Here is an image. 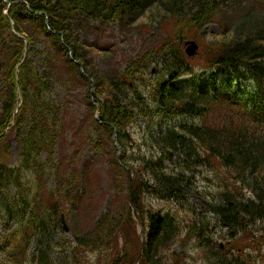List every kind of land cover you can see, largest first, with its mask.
Returning <instances> with one entry per match:
<instances>
[{
	"label": "trees",
	"instance_id": "trees-1",
	"mask_svg": "<svg viewBox=\"0 0 264 264\" xmlns=\"http://www.w3.org/2000/svg\"><path fill=\"white\" fill-rule=\"evenodd\" d=\"M242 1L0 0V227L5 226L9 234L8 240L0 242V252H8L11 264H57L50 253V232L52 238L53 229L65 232L56 216L59 199L45 189L40 178L26 182L22 176L23 168L33 169L37 156L45 154L49 159L57 146L59 157L62 153L61 136L66 134L67 124L56 118L59 109L43 99L51 86L47 78L51 74H58L66 84H81L91 111L87 127L103 134L91 140L92 149H101L106 140L112 142L116 129L122 153L126 152L118 158L115 145L110 166L117 191L112 206L88 231L75 232L72 227L77 245L63 238L72 252L68 262L60 264H91L87 256L96 252V264H136L141 219L146 242L138 264H169L177 258L170 249L182 235L184 240L203 245L201 258L207 264H241L226 249H237L245 256L250 255L247 249H261L264 233L255 236L253 228L264 221V134L248 137L239 126L216 129L197 120L207 117L216 105L245 108L246 115H264V31L258 25L242 24L231 36L228 33L223 40L206 44L207 71L253 83L245 92V102L239 94L221 96L216 87L186 88L180 82L194 70L181 43L187 38L199 39L219 12ZM141 18L144 21L138 23ZM166 19L173 23V35L129 58L123 69L108 73L100 71L90 52L104 48H96L82 35L114 26L152 35ZM35 41L47 48L48 75L30 57L28 45ZM156 63L162 64L159 72L163 77L151 79L147 74L158 71L153 67ZM83 121L81 117L70 132L84 128ZM134 127L146 129L139 146L145 145L147 152L136 158L127 156L128 149L136 145L131 134ZM9 129L15 136L21 133L20 168L7 165L10 144L3 142ZM218 164L228 175L235 174V183L222 189L219 202L209 206L210 213L228 230L230 244L225 248L210 234L206 217L197 215L184 225L174 213L153 210L146 202L147 196H153L183 204L200 169H215ZM131 173L133 202L141 216L129 203ZM74 180V189L61 182L55 194L60 192L63 200L66 193L72 212L78 213L92 197L88 193L92 174L87 168L77 170ZM38 233L36 254L29 260ZM245 236L251 240L240 242ZM183 262L187 263V256Z\"/></svg>",
	"mask_w": 264,
	"mask_h": 264
},
{
	"label": "rangeland",
	"instance_id": "rangeland-1",
	"mask_svg": "<svg viewBox=\"0 0 264 264\" xmlns=\"http://www.w3.org/2000/svg\"><path fill=\"white\" fill-rule=\"evenodd\" d=\"M143 21L141 18L138 23H142ZM242 24L255 25V27L258 25V30L264 31V0H244L241 4L223 9L215 17L213 22L203 30V35L199 39L187 38L181 43V48L184 53L186 48L185 42L187 40H194L199 45L196 54L191 57L194 70L191 74H187L180 79L182 86L186 88L209 87L211 89L216 87L221 96H226V94H239L241 96V102H245L248 98L245 92L251 90L253 87V83L250 80H239L231 74L215 76L204 68L206 44L214 40H223L228 33L227 36H231L232 31H235V28ZM173 28L171 20L166 19L159 23L157 30L152 35L145 34L137 29H122L120 26L108 27L95 34L83 33L82 35L84 38L90 40L94 46L96 45V48H104L100 51L91 49L90 52L95 54V57H93L94 64H97L102 73H108L114 68L123 69L127 65L129 58L135 57L142 50L155 47L164 39L169 38L170 35H173ZM144 31L148 32L146 30ZM28 46L31 59H33L43 74L48 75L49 65L45 62L47 48L40 45L39 41H35ZM153 67L158 69V71L156 70L151 74H147V76L151 79L162 78L163 73L159 72L162 64L156 63ZM82 71L84 72V69ZM47 78L51 86L43 94V99L54 104L59 109L56 118L67 124L66 134L61 136L64 143L62 153L59 157V147L57 146L51 158L48 159L45 154L37 156L35 159L37 165L36 170H33L36 165L32 170L23 168L22 176L26 182H32L36 178H40L45 189L53 193V197L58 198L59 202H61L59 206L60 210L56 216L61 220L62 214L65 215L70 232L63 233L59 229H53V238L51 232L49 236V239L53 240L50 253L54 261L60 264L62 260L67 263L72 252L71 246H68L63 241V238H68L72 246H76L77 243L73 230L75 232L88 231L108 211L110 206H112L111 202L117 189L113 185L115 176L112 177L110 165L117 149L114 141L109 142L107 140L101 149H92L93 141L91 142V140H94L95 137H103V134H99L98 132L95 134L92 128L89 129L87 127L90 120L89 112L91 111L88 110V103L83 97L81 84H66L58 74L48 75ZM231 106L232 108L229 109V107H224L223 105H216L207 117L198 118L199 120L197 122L216 129L239 126L249 134L248 137L263 136L264 115L261 116L260 113L246 115L244 114L247 112L245 108L241 109L238 106ZM242 107L244 106L242 105ZM81 117H83L86 123L85 127L79 131L70 132V127L77 124ZM184 119L187 120V118ZM28 123L29 118L26 124ZM7 134L8 138L3 142L10 144L7 165L13 168H20L22 159L21 133L15 136L14 130L9 129ZM131 134L136 140V145L128 149L127 156L136 158L147 152L145 145L139 146V143H142L144 140L146 129L134 127L131 130ZM156 149L159 150V147ZM125 153H122L121 150L119 155L121 156V154L124 155ZM86 168L92 174L91 192H88L92 193V197L83 205L78 213H73L70 204L71 199L66 198L65 193L64 199L62 200L61 193L57 192L55 194V191L60 187L61 182L74 189L73 182H76L74 180V174L77 173V170L85 171ZM223 168L220 164L215 169L210 167L201 168L198 175L193 178V187L188 190V198L183 204L153 196H147L146 202L153 210L174 213L184 225L190 223L189 219L193 221L197 215L206 217L209 222L210 234H213L214 240L222 244L223 248H225L230 244L226 239L228 237V230L223 229L222 225H220L219 221L209 210V206L219 202V193L221 190L228 184L231 186L235 183V174L232 175L230 172L228 175L226 170L224 172ZM262 182V186H264V181L262 180ZM65 188V186L62 187L64 192ZM124 192L126 194V191ZM254 226L253 232L255 236H261L264 233V221L257 222ZM39 235V233L38 235H34L33 245L28 256L29 260L36 254ZM8 236L9 234L5 226L2 225L0 227V242L8 240ZM183 237L182 235V238L172 245L170 252H173L177 258L170 260L169 264H181L186 256V264H207L205 259L201 258L203 256V245L197 240H184ZM250 240L251 237L245 236L240 242L246 243ZM260 247V250L254 248L247 249L245 252H249V256L239 254V250L237 249H226V252L228 250L232 256L240 260L241 264H264V259H262V256H264V239ZM97 257V252L90 253L87 256L91 264H96ZM11 262L12 260L9 258L8 252L1 251L0 264H11ZM183 263L185 264V262Z\"/></svg>",
	"mask_w": 264,
	"mask_h": 264
},
{
	"label": "water",
	"instance_id": "water-1",
	"mask_svg": "<svg viewBox=\"0 0 264 264\" xmlns=\"http://www.w3.org/2000/svg\"><path fill=\"white\" fill-rule=\"evenodd\" d=\"M185 45H186V48H185V52L187 54V56L189 57H192L196 54L198 48H199V45L197 44L196 41L194 40H187L185 42ZM26 52H25V56H26ZM155 71V70H153ZM97 118L100 119V111H98L97 113ZM113 141L115 143V145L117 146L118 148V158L120 157V152H121V146L120 144L118 143L117 141V130L115 129V134H114V137H113ZM129 170H131L129 168ZM129 203L130 205L132 206V208L141 216V212L135 207L134 205V202H133V174L131 173L130 175V185H129ZM61 222L64 226V229L66 232H70V227L65 219V215L62 214V217H61ZM140 237H141V247H140V251H139V254H138V258H137V261H136V264L139 263V260H140V257L142 256L143 254V251H144V248H145V242H146V236H145V233H144V221L143 219H141V222H140Z\"/></svg>",
	"mask_w": 264,
	"mask_h": 264
},
{
	"label": "bare ground",
	"instance_id": "bare-ground-1",
	"mask_svg": "<svg viewBox=\"0 0 264 264\" xmlns=\"http://www.w3.org/2000/svg\"><path fill=\"white\" fill-rule=\"evenodd\" d=\"M82 68V67H81ZM82 70H83V68H82Z\"/></svg>",
	"mask_w": 264,
	"mask_h": 264
}]
</instances>
